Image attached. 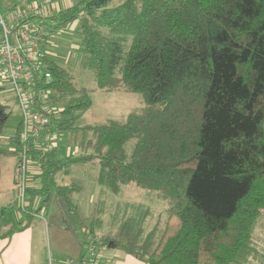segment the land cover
Listing matches in <instances>:
<instances>
[{
	"label": "trees",
	"instance_id": "16d2710c",
	"mask_svg": "<svg viewBox=\"0 0 264 264\" xmlns=\"http://www.w3.org/2000/svg\"><path fill=\"white\" fill-rule=\"evenodd\" d=\"M90 1L49 17V26L59 33L79 21L80 68L99 89L138 93L144 105L123 120L80 127L91 90L50 58L54 118L61 138L81 140L80 151L67 156L59 144L39 155L28 222L7 205L0 239L30 226L38 196L47 203L56 194L72 214L77 184L57 176L89 166L104 192L132 183L168 204L162 227L147 233L139 211L107 245L144 264H264L253 238L264 216V0H125L100 12L86 10ZM2 93L0 135L11 115ZM19 135L20 126V146Z\"/></svg>",
	"mask_w": 264,
	"mask_h": 264
},
{
	"label": "rangeland",
	"instance_id": "374dc122",
	"mask_svg": "<svg viewBox=\"0 0 264 264\" xmlns=\"http://www.w3.org/2000/svg\"><path fill=\"white\" fill-rule=\"evenodd\" d=\"M0 10L4 15L13 12L8 10L7 4L1 2ZM14 10L22 11L20 7ZM78 26L79 21L68 23L49 41L50 44L46 48L48 56L53 61L73 70L78 85L91 90L92 105L78 120L77 125L81 127L107 119L123 120L135 108L144 105L143 98L138 93L107 92L98 88L94 75L80 68V57L74 53ZM1 84H5V80L0 77ZM1 96L2 103L8 107L11 115L0 135V214L4 207L13 205L19 216L21 209L15 183V166L20 157V146L13 141V137L18 133L21 113L10 86L5 84ZM80 141L79 139L75 142L68 133H64L60 142L62 153L67 156L79 153ZM133 146L134 142L127 145L128 153ZM69 172L67 176L58 174L57 181L61 185L77 184L71 194L73 206L71 211L74 214L70 213V207L56 194H53L47 203L42 202L43 198L40 196L35 199V209L40 210L34 211L29 220L31 242L34 243L30 264H66L69 259L77 258L79 252L91 243L101 244L97 264H121L125 253L116 248H109L110 243L108 245L105 243V239L112 237L117 231L121 220L140 216L139 211H144L146 218L144 230L148 233L153 228L162 227L167 219L168 204L135 184L125 185L122 191L115 195L104 192L98 185L97 168L72 167ZM33 184L36 188L40 187V181L37 179L35 183L31 182V185ZM28 198L30 201V193ZM128 204H141L143 210L138 209L136 205H132L133 208L130 209L131 205ZM141 213L143 215V212ZM26 219L23 214L18 223L23 224ZM253 238L258 248L264 251V217L260 218ZM108 253L111 256H108ZM252 264L259 263L253 261Z\"/></svg>",
	"mask_w": 264,
	"mask_h": 264
},
{
	"label": "built area",
	"instance_id": "2783aa9c",
	"mask_svg": "<svg viewBox=\"0 0 264 264\" xmlns=\"http://www.w3.org/2000/svg\"><path fill=\"white\" fill-rule=\"evenodd\" d=\"M52 16L44 13L42 7L13 10L7 15L0 11V77L11 87L21 113L20 157L15 166L21 209V214L15 215L17 222L23 214H31L28 194L35 187L31 182L36 181L39 155L53 151L61 142L54 118L59 112L53 99L54 78L46 50L58 34L49 26L48 18ZM5 84L0 85L3 91ZM100 248L101 244H88L81 256L66 264H97Z\"/></svg>",
	"mask_w": 264,
	"mask_h": 264
},
{
	"label": "crops",
	"instance_id": "0c3cea01",
	"mask_svg": "<svg viewBox=\"0 0 264 264\" xmlns=\"http://www.w3.org/2000/svg\"><path fill=\"white\" fill-rule=\"evenodd\" d=\"M78 1L79 0H0L1 4H7V8L10 11L18 9L19 7L22 9V11H28L34 7H42L44 13H47V15L50 13L55 15L56 13L66 11L73 7ZM124 1L125 0H91L87 3L86 10L89 12H100L110 8H115L121 5ZM30 234L31 227L29 226L24 231L13 235L10 240L0 239V264H30V255L32 253V246L34 244L31 242ZM84 250L85 249H82L77 257L81 256ZM259 250L262 251V254H264L263 250ZM107 255L111 256L110 253ZM121 264L144 263L130 255L125 254Z\"/></svg>",
	"mask_w": 264,
	"mask_h": 264
},
{
	"label": "water",
	"instance_id": "95a60500",
	"mask_svg": "<svg viewBox=\"0 0 264 264\" xmlns=\"http://www.w3.org/2000/svg\"><path fill=\"white\" fill-rule=\"evenodd\" d=\"M108 247H109V248H114V244H113L112 242H110V244H109Z\"/></svg>",
	"mask_w": 264,
	"mask_h": 264
}]
</instances>
